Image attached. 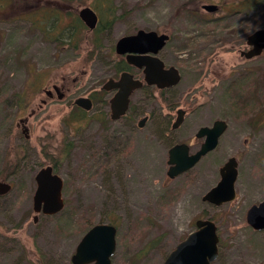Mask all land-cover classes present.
Wrapping results in <instances>:
<instances>
[{"label": "rangeland", "instance_id": "374dc122", "mask_svg": "<svg viewBox=\"0 0 264 264\" xmlns=\"http://www.w3.org/2000/svg\"><path fill=\"white\" fill-rule=\"evenodd\" d=\"M90 2L0 0V180L12 184L0 194V264H71L79 240L97 223L116 227L113 264H162L197 219L217 226L213 264L264 262V231L246 222L264 191V113L258 115L264 112V51L239 54L248 48L247 34L264 26V11L228 12L220 0H114L117 17L99 47L93 50L95 34L87 28L77 46L54 40ZM209 2L218 8H202ZM49 7L62 15L51 31L32 23ZM139 28L169 34L159 54L181 73L167 101L156 91L137 103L134 95L132 108L140 113L134 123L152 116L141 128L126 118L111 120L103 101L111 93L101 91L113 74L116 40ZM78 96L92 99L83 115L73 103ZM178 107L186 113L171 129L161 120L169 114L171 124ZM216 118L227 122L216 147L170 177L169 147L185 141L194 150L199 126ZM113 135L124 143L120 154L111 147ZM229 156L237 159L236 196L215 206L202 196ZM51 162L63 180L64 207L34 223L35 173Z\"/></svg>", "mask_w": 264, "mask_h": 264}, {"label": "water", "instance_id": "95a60500", "mask_svg": "<svg viewBox=\"0 0 264 264\" xmlns=\"http://www.w3.org/2000/svg\"><path fill=\"white\" fill-rule=\"evenodd\" d=\"M202 8L215 11L218 5L213 2L203 3ZM78 14L89 29L96 26L98 14L90 5L81 7ZM168 38L169 34L166 32L139 28L133 33L120 36L115 42V51L126 53V58L130 63L143 68L144 80L147 83H154L159 87H170L180 79L178 68L174 65L165 67L164 62L157 55ZM245 42L249 47L239 50L241 56L250 58L261 54L264 51V26L248 33ZM141 85L142 81L134 78L133 74L127 71L122 72L117 79L109 77L103 82L101 85L103 89L117 88L109 99L110 118L117 119L127 111L129 95ZM73 103L86 110L92 107V100L89 96H78ZM184 113V108H177L173 127L182 121ZM226 127L227 122L222 118L214 119L211 125L200 126L196 136H204V140L195 151L189 152V146L185 142L172 145L168 150L167 174L173 177L192 167L204 154L216 147ZM237 172V159L235 156H229L219 168V180L206 191L202 199L215 206L234 199ZM35 181L34 212L53 215L61 211L64 207L63 180L57 172H54L52 165L46 164L40 167L35 173ZM10 187L8 181L0 180V194L7 192ZM34 221H37L36 215H34ZM246 222L253 229L264 230V195L258 204H253L247 210ZM116 231V227L109 223H97L91 226L76 245L71 263L113 264ZM218 244L219 236L215 222L211 219H197L195 230L188 233L168 253L162 264H213L218 257Z\"/></svg>", "mask_w": 264, "mask_h": 264}, {"label": "flooded vegetation", "instance_id": "af4514ba", "mask_svg": "<svg viewBox=\"0 0 264 264\" xmlns=\"http://www.w3.org/2000/svg\"><path fill=\"white\" fill-rule=\"evenodd\" d=\"M54 9V8H53ZM52 8H48V9H45L44 10V13H43V16L42 17H40V18H36V19H34V20H32V23L33 24H35L37 27H39V28H42V26H40L41 24H40V22L41 23H43V24H50L51 23V21H52V15H53V13H54V10H53ZM66 14H67V12H66ZM60 16H62V15H60ZM78 16H79V14H78ZM80 17V16H79ZM61 20V19H60ZM59 20V21H60ZM82 20V19H81ZM83 21V20H82ZM71 22V20L68 22V24ZM40 24V25H39ZM85 24V23H84ZM50 26V25H49ZM85 26H86V24H85ZM86 28L87 29H89L87 26H86ZM49 29H51V28H49ZM90 30H92V29H90ZM169 39V38H168ZM165 45V44H164ZM249 47V46H248ZM162 49V48H161ZM160 49V50H161ZM114 50H115V45H114ZM160 50L158 51V53H157V55H158V57L164 62V66L165 67H168L169 65H174V64H168V63H166V61L160 56V54H159V52H160ZM112 65H113V74L111 75V76H109V77H112V78H114V79H117L119 76H120V74L122 73V72H124V71H127V72H130V73H132L133 74V77L134 78H138V79H140L141 81H142V85L140 86V87H137V88H135L132 92H131V94L129 95V98H130V100H129V106H128V109H127V111L123 114V115H121L119 118H126V122H128L129 123V125L131 126V127H135V126H137V127H139V128H141V127H144V126H146V124H147V122H148V120L149 119H151L152 118V116L151 115H149V114H147V113H145L144 115L142 114V117L141 118H139L138 120H137V123H134V121H135V118L138 116V114H140L139 113V109L138 108H136L135 110L132 108L133 107V105H132V103H133V97H134V95H136V103L139 101V100H141V98H142V100H144V99H147V98H155V93H154V91H156V93H157V96L158 97H156V98H158L160 101H162V102H164V101H167V99L166 98H164V96H166L165 95V93H166V91H168L170 88H172V87H174L179 81H180V79H181V73H180V70L178 69V71H179V74H180V79H179V81L175 84V85H172V86H170V87H166V86H164V87H159V86H157L156 84H149V83H147L145 80H144V72H143V68H141V67H137L136 65H134L133 63H130L128 60H127V58H126V53H118V52H116L115 51V54H114V57H113V59L111 60V62H110ZM175 66V65H174ZM115 67H118L119 69H117V68H115ZM109 77H107L106 78V80L109 78ZM116 90H117V88H113V89H110V90H106V89H103V88H101V91H103V92H106V93H108V92H110L111 93V95L106 99V97L105 96H103V101H108V104H109V99H110V97L116 92ZM138 92H142V94L141 95H138ZM48 94H50V92L48 91ZM138 96V97H137ZM92 100V99H91ZM109 110H110V107H109ZM177 110V109H176ZM131 111H133L134 113L132 114V116H130L129 115V112H131ZM176 112V111H175ZM110 113V112H109ZM185 113H186V110H185ZM185 113H184V115H185ZM109 118H110V115H109ZM119 118H117V119H119ZM170 116H169V114H166V115H164L163 117H162V120H161V122H163V123H166L167 125H170V127H171V129H175V128H177L178 126H180V124L183 122V119H184V116H183V119H182V121L176 126V127H173V122L176 120V115H175V119L171 122V124H170ZM111 120H117V119H112V118H110ZM144 119V120H143ZM143 120V121H142ZM140 121H142V123H140ZM211 125V124H210ZM200 127V126H199ZM198 130V129H197ZM197 132V131H196ZM195 136H196V133H195ZM197 138H201V142L199 143V145H198V147L197 148H195L194 150L193 149H191V147H190V144L188 143V142H185V141H178V142H175V143H173L172 145H174V144H176V143H181V142H185V143H187L188 144V146H189V152H192V151H195L196 149H198L199 147H200V145H201V143L203 142V140H204V136H202V137H198V136H196ZM171 145V146H172ZM122 146H124V143L122 142V141H120V137H117V136H115V135H113V142H112V148L113 149H115V152L116 153H118V154H120V151H121V149H122ZM170 146V147H171ZM169 147V148H170ZM169 150V149H168ZM211 151V150H210ZM208 153V152H207ZM104 154V153H103ZM119 156V155H118ZM118 156H117V158H118ZM167 163H168V159H167ZM50 165H52V164H50ZM44 166V165H43ZM42 167V166H41ZM52 167H53V165H52ZM40 168V167H39ZM38 168V169H39ZM168 168H169V163H168ZM37 169V170H38ZM53 170H54V167H53ZM37 172V171H36ZM54 172H56L55 170H54ZM9 183H10V185H11V187H12V184H11V182L10 181H8ZM36 182V181H35ZM11 187H10V189H11ZM9 189V190H10ZM8 190V191H9ZM7 191V192H8ZM7 192H5V193H7ZM4 194V193H3ZM263 195H264V191H263ZM236 196V195H235ZM263 199V196H262V198H261V200ZM260 200V201H261ZM253 205V204H252ZM251 205V206H252ZM250 206V207H251ZM249 207V208H250ZM248 208V209H249ZM32 209H33V197H32ZM33 212H34V210H33ZM247 213V212H246ZM34 215H36L37 216V221H34V216H33V222L34 223H36V222H38V220H39V215H42V216H48V215H45V214H42L41 212H39V213H35L34 212ZM54 215V214H53ZM252 228V227H251ZM253 229V228H252ZM254 230H256V229H254ZM258 231H264V230H258ZM218 246H219V244H218ZM218 254H219V250H218ZM72 257V256H71ZM70 261H71V259H70ZM264 263V262H263ZM72 264V263H71Z\"/></svg>", "mask_w": 264, "mask_h": 264}, {"label": "trees", "instance_id": "16d2710c", "mask_svg": "<svg viewBox=\"0 0 264 264\" xmlns=\"http://www.w3.org/2000/svg\"><path fill=\"white\" fill-rule=\"evenodd\" d=\"M220 5L222 8L227 7L226 11L232 13H239L253 9L264 11V0H220ZM90 6L98 14V22L96 26L92 29V33L95 34L94 44H93L95 45V47H93L94 50L96 47H99L101 45L102 32L108 29L112 25V23L115 21L117 17V14H116V6L114 0H91ZM61 17L62 16H60L59 12L53 13L51 23L46 25L48 27V31H51V29L49 28H54V26L57 25V24L53 25L55 21L59 23ZM40 26H42V24ZM83 28H86V26L84 22L81 20V18L78 15H73V17L71 18V22L66 26H64V28L60 32H58L54 40H57L58 42H62V43L72 44L73 46H77L78 41L80 39L79 33ZM62 33H64L65 38L60 37ZM115 68L119 69L118 67ZM76 109L81 111V114L83 115L84 109L78 106H76ZM75 113L78 116L81 115V114L79 115V112H75ZM263 113L264 112H261L258 115L261 117ZM256 119L258 120L257 117ZM51 164L53 165L55 170L56 164L53 162H51Z\"/></svg>", "mask_w": 264, "mask_h": 264}]
</instances>
